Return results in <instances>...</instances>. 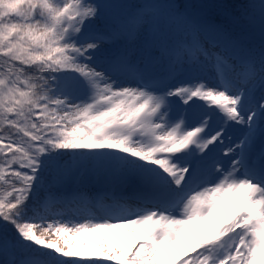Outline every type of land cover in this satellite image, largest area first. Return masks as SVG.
<instances>
[{"label":"snow or ice","instance_id":"snow-or-ice-1","mask_svg":"<svg viewBox=\"0 0 264 264\" xmlns=\"http://www.w3.org/2000/svg\"><path fill=\"white\" fill-rule=\"evenodd\" d=\"M214 7L0 0V264H264V0Z\"/></svg>","mask_w":264,"mask_h":264},{"label":"trees","instance_id":"trees-1","mask_svg":"<svg viewBox=\"0 0 264 264\" xmlns=\"http://www.w3.org/2000/svg\"><path fill=\"white\" fill-rule=\"evenodd\" d=\"M167 2V0H163ZM178 3L183 5H191L193 11L201 10L202 5H217L210 10V15L218 22H226L230 29H234L240 36L248 35L253 38V42L260 44L259 28L248 19L245 18V3L241 0H177ZM258 44V45H259ZM74 187V183H69L62 188L58 189V193L70 192L68 190ZM11 226H9L10 228ZM11 229V228H10ZM10 232V235H14Z\"/></svg>","mask_w":264,"mask_h":264},{"label":"rangeland","instance_id":"rangeland-1","mask_svg":"<svg viewBox=\"0 0 264 264\" xmlns=\"http://www.w3.org/2000/svg\"><path fill=\"white\" fill-rule=\"evenodd\" d=\"M241 1H243L244 3H245V9H247V7H248V3H249V0H241ZM160 2H164L163 0H160ZM246 11V10H245ZM213 18V17H212ZM214 19V18H213ZM216 19V18H215ZM231 30V29H230ZM233 33H234V35H236L237 37H239L241 40H242V42L245 44V46H247V47H249V48H258L259 47V43L258 42H253V38H251L250 36H249V34L248 35H243V36H240L234 29H232L231 30ZM259 44V45H258ZM258 95V94H257ZM234 129L235 128H231L230 130H231V133H232V135H233V138L235 139L236 138V135L234 136ZM86 181H89V182H91L92 184H96V185H98V186H101L102 187V184H100V183H97L96 181H94V180H91V179H88V178H86V179H84L82 182H86ZM67 185H69V183L68 184H66V186ZM72 193H74V192H72ZM60 194H71V192H67V193H64V192H60ZM236 199H238V198H236ZM58 211H60L59 209H58ZM224 219H226V217L224 218ZM224 219H221L220 220V222H223V220ZM11 228V227H10ZM9 228V234H10V232L12 233V232H14L12 229H10ZM143 231V229H139L134 235H132L131 236V239H130V243H132V242H135L136 241V239H138V237L140 236V234H141V232ZM14 234V233H13ZM122 234H124V230H118V231H116V234H114V235H108V234H106L105 232H100V233H96V236H93V238L94 237H98V236H100V235H106V236H109L110 238H111V240H110V242L111 243H113V244H115V242H116V238L117 237H119V236H121ZM89 237L90 238H92L91 237V235H89ZM91 243H94V239H92V241H91ZM130 246V245H129ZM172 252H173V250H172ZM176 252H173V255L175 254ZM170 256V255H169ZM99 264H108V262H99Z\"/></svg>","mask_w":264,"mask_h":264},{"label":"bare ground","instance_id":"bare-ground-1","mask_svg":"<svg viewBox=\"0 0 264 264\" xmlns=\"http://www.w3.org/2000/svg\"><path fill=\"white\" fill-rule=\"evenodd\" d=\"M257 96H259V92H257ZM231 131V130H230ZM237 133V131L234 133V134H236ZM104 190V188H103V185H102V187L101 186H98V185H96V184H92L91 182H89V181H86V182H81L80 184H75L74 183V187L72 188V189H70V190H68V191H70L71 193L72 192H77V191H83V192H85L88 196H94V195H96L97 193H100V192H102ZM67 190H65L64 192H66ZM242 194H236V195H234V196H232L231 197V199H232V201L233 202H235V201H237V200H239L240 199V196H241ZM236 198H238V199H236ZM226 217V215L225 216H222V217H220V220L221 219H224ZM119 230V229H118ZM118 230H116V231H118ZM103 232H105L106 234H108V235H114V234H116V232L115 233H112V232H108V231H103ZM89 235H91V237L92 238H90L89 237ZM93 236H96V233H91V232H87V233H83L80 237H79V239H82V240H86V241H88L89 243H91V241H92V239H93ZM140 237V236H139ZM138 237V238H139ZM188 237H185V238H183L182 240H181V242H180V244H184V243H186L187 241H188ZM137 240V239H136ZM132 243H134V242H132ZM131 244V243H130ZM179 244L176 246V247H174V249H173V252H176L177 251V249L179 248ZM127 250V249H126ZM173 252L172 253H169V255L170 256H173Z\"/></svg>","mask_w":264,"mask_h":264}]
</instances>
